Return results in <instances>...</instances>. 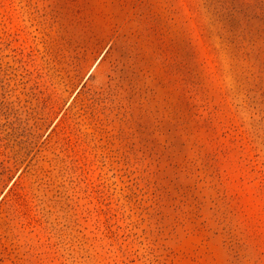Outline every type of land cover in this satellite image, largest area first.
I'll return each instance as SVG.
<instances>
[{
	"label": "rangeland",
	"instance_id": "1",
	"mask_svg": "<svg viewBox=\"0 0 264 264\" xmlns=\"http://www.w3.org/2000/svg\"><path fill=\"white\" fill-rule=\"evenodd\" d=\"M0 264H264V0H0Z\"/></svg>",
	"mask_w": 264,
	"mask_h": 264
}]
</instances>
